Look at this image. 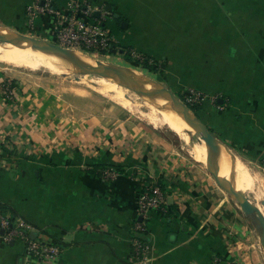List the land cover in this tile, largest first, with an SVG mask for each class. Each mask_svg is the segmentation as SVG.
<instances>
[{
	"label": "crops",
	"instance_id": "crops-1",
	"mask_svg": "<svg viewBox=\"0 0 264 264\" xmlns=\"http://www.w3.org/2000/svg\"><path fill=\"white\" fill-rule=\"evenodd\" d=\"M31 1L0 0V21L54 41L57 13L30 24ZM67 1L53 0L54 8L62 11ZM87 1L93 10L86 20L106 11L102 23L115 49L109 56L131 61L132 50L147 57L132 62L146 61L170 90L199 92L191 110L218 153L225 145L264 176V0ZM4 79L18 82L0 69V209L23 217L31 236L60 251L37 258L23 237L7 239L0 227V264H133L131 237L142 232V264H261L251 216L168 134L129 118L77 116L63 99L24 82L6 102ZM104 167L118 174L106 179ZM156 181L165 209L140 216L137 193ZM136 220L143 231L134 230Z\"/></svg>",
	"mask_w": 264,
	"mask_h": 264
},
{
	"label": "bare ground",
	"instance_id": "bare-ground-1",
	"mask_svg": "<svg viewBox=\"0 0 264 264\" xmlns=\"http://www.w3.org/2000/svg\"><path fill=\"white\" fill-rule=\"evenodd\" d=\"M77 53L82 54V56L77 55ZM73 55L76 59H80L103 71H116L124 68L119 65H103V63H96L94 60L90 59L92 58L91 56L79 51H73ZM0 62L15 67L42 69L58 73H64L66 71L65 68L70 67L82 69L73 64L72 60L68 57L44 52L34 45L17 39H10L0 43ZM122 77H126V80ZM87 85L89 88L109 97L122 107L124 106L130 110L136 109V106H138L134 102L137 99L139 100H137V103L140 104V110L143 112H149L156 108L152 110L155 117L164 122L167 127L174 129L181 135L185 142H188L191 135L195 132L193 125H197L198 122L189 110L180 106L174 97L169 95L165 96L163 93L157 92L152 83L145 82L138 76H119L116 78L103 76L102 78L100 77V79L88 80ZM224 147L226 149L225 145ZM224 147L221 148L217 156L216 166L219 168L220 175L230 178V181L239 191H245L243 187V183L245 182V184H248L249 188L255 187L264 197V176L258 171L251 170L246 163L243 164V160H237L238 157L236 158L235 154H232V151H230V153L225 150ZM188 150L190 154L195 155L198 158L197 160H200L204 164L207 152V142L204 135L200 134L197 140L191 142ZM225 158L229 162L230 173L228 162ZM259 208L264 214V205L259 206Z\"/></svg>",
	"mask_w": 264,
	"mask_h": 264
},
{
	"label": "rangeland",
	"instance_id": "rangeland-1",
	"mask_svg": "<svg viewBox=\"0 0 264 264\" xmlns=\"http://www.w3.org/2000/svg\"><path fill=\"white\" fill-rule=\"evenodd\" d=\"M106 19V24H108ZM117 27V26H115ZM12 29L15 31H18L20 33L26 34L30 37H36L44 39L43 37H39L38 35L31 34L28 31H22L17 28H12L8 26L6 23H3L0 21V36H7L8 34L5 32L4 29ZM49 41H52L50 39H47ZM54 40V39H53ZM0 43L5 42L6 40L0 39ZM55 41V40H54ZM69 48V47H68ZM71 51H79L81 53H86L87 55L91 56L92 60H94L96 63L103 65H119L124 67L123 69H129L131 70L135 76H138L142 78L145 82L146 79H149L153 82H156L160 84L161 86H164L168 88V86L165 85V83L161 79V75L154 71V69L150 65H146L142 62H132V58L136 59L138 58L140 61L145 60L147 57L144 55L139 56L138 53L134 51H130L128 55L132 57L130 60L127 61L123 56L114 55L109 56V53H107L104 56H96L94 54L75 49V48H69ZM77 55H81L77 53ZM119 56V57H118ZM147 60V59H146ZM148 62H152L148 59ZM0 69L2 72L7 73L8 75L12 76L13 80H17L18 84L21 82L28 83L31 85H39V87L42 89H45L46 91H49L51 96L58 97L64 103H68V106L77 116L81 115H87V114H97L101 115L106 118V120L116 121L118 119H124L129 118L130 121H133V123H139L142 125H147L151 127L152 129H156L158 131L164 132L165 134H168L170 139L172 140V143L174 144L175 148H180L182 151L187 153L189 157H193L195 159H198L195 155L190 154L189 152V146L191 142L197 140V137L200 135L198 132H194L191 135V138L188 142L183 141L181 135H179L174 129L167 127L164 122H162L159 118L155 117V114L151 111H141L140 110V104L137 103V100L134 101L136 106V109H128L126 107H122L117 102L113 101L109 97L89 88L87 85V81L90 79H96L103 76L91 72L86 71L84 69H77L76 67H70L65 68L66 71L63 72H49L42 69H32L27 67H15L12 65H7L2 62H0ZM74 70V71H73ZM134 75H126V76H134ZM113 78V77H111ZM123 78V77H122ZM126 80V77L123 78ZM16 83V84H17ZM92 83V82H91ZM169 84H171L169 82ZM92 85V84H91ZM96 85V84H94ZM169 89V88H168ZM172 92L176 94L175 100L179 102L183 108L187 109L185 106V103H196L198 100L197 95L195 92H189V93H182V92H175L176 90L171 88ZM159 92V91H157ZM165 96H168L167 94H164ZM196 100V101H195ZM139 101V100H138ZM138 108V109H137ZM188 110V109H187ZM136 112V113H135ZM135 113V114H134ZM143 115V116H141ZM150 117V119H149ZM151 124H154L152 126ZM225 157V156H224ZM205 163L206 162V156H205ZM219 171V168H218ZM247 184L245 182L243 183V187L245 191H243L245 194H248L250 199L254 202H256L257 206H263L262 203L263 199L260 195H255L251 191L247 190ZM255 188V187H252ZM255 223H257L256 219H254ZM258 225V223H257ZM260 228L259 225L257 227V233H256V246L259 251V258L261 261V264H264V246L260 243Z\"/></svg>",
	"mask_w": 264,
	"mask_h": 264
},
{
	"label": "built area",
	"instance_id": "built-area-1",
	"mask_svg": "<svg viewBox=\"0 0 264 264\" xmlns=\"http://www.w3.org/2000/svg\"><path fill=\"white\" fill-rule=\"evenodd\" d=\"M92 6L87 0H68L65 8L58 11L54 8L53 0H32L25 6L27 21L32 24L36 15L54 11L57 13L58 22L54 34V42L69 48L79 49L96 56H104L114 47L112 37L102 23L106 11L102 8L101 17L95 21H88L84 17L92 14ZM195 92L200 99V93ZM18 86L12 80L4 79L1 82L3 100L13 101L17 98ZM196 101V100H195ZM101 174L106 179L114 178L118 170L113 167H104ZM135 209L138 215L145 216L151 209H165V193L156 183L141 188L136 196ZM0 227L7 239L16 236L24 238L26 253L37 258L50 259L60 251V245L31 236L32 225L23 217H9L0 209ZM134 230L143 231L141 221L136 220ZM147 243L137 234L131 237V252L133 264H142L145 261Z\"/></svg>",
	"mask_w": 264,
	"mask_h": 264
},
{
	"label": "water",
	"instance_id": "water-1",
	"mask_svg": "<svg viewBox=\"0 0 264 264\" xmlns=\"http://www.w3.org/2000/svg\"><path fill=\"white\" fill-rule=\"evenodd\" d=\"M95 13H98V11H94ZM115 16L117 14L115 13ZM5 32L8 34L7 36H0V39L2 40H10V39H17L22 42H26L28 44L34 45L35 47L41 49L44 52H50L54 53L56 55H61L63 57H68L72 60L73 64L77 65L78 67L86 70L91 71L94 73H97L101 76L106 77H119V76H126V75H134V73L129 69H119L116 71H103L100 70L93 65H89L85 63L84 61L80 59H76L73 55V51H71L69 48L64 47L54 41H49L47 39H41L36 37H30L26 34L20 33L18 31L12 30V29H4ZM115 50V49H113ZM136 75V74H135ZM146 81L152 83L156 90L160 93L167 94L171 97L176 98V94H174L170 89L161 86L160 84L153 82L149 79H146ZM178 104L182 106L179 102ZM186 108L194 115V117L197 120V125L194 126V130L200 134L204 135V138L207 142V152H206V165L210 171V173L215 177L217 182L228 191V193L232 196V198L238 203L240 208L248 215L251 216V219L255 223L254 219H256L259 228H260V243L264 246V214L261 211V209L257 206L256 202L249 199V197L243 192L239 191L234 184L230 181V178L220 175L218 168L216 166L217 163V154L219 151L218 144L215 141V139L212 137L210 132L199 122L198 118L195 116L194 112L191 110V108L188 106L187 102L185 103ZM183 107V106H182ZM229 189H228V188ZM264 204V200L262 201ZM140 218V217H139ZM257 223H255L256 227H258ZM2 230V229H1Z\"/></svg>",
	"mask_w": 264,
	"mask_h": 264
},
{
	"label": "trees",
	"instance_id": "trees-1",
	"mask_svg": "<svg viewBox=\"0 0 264 264\" xmlns=\"http://www.w3.org/2000/svg\"><path fill=\"white\" fill-rule=\"evenodd\" d=\"M143 63H144V64H147L146 61H143ZM187 104H188V106H189L192 110H194V111L196 110V106H195L194 103H188V102H187ZM156 183H157V184L162 188V190H163V187H162V185L160 184V182H159V181H156ZM163 191H164V190H163ZM143 233H144V232H142V235H138L139 237H141V239H145V238L143 237Z\"/></svg>",
	"mask_w": 264,
	"mask_h": 264
}]
</instances>
